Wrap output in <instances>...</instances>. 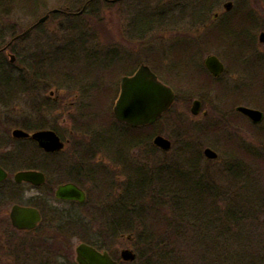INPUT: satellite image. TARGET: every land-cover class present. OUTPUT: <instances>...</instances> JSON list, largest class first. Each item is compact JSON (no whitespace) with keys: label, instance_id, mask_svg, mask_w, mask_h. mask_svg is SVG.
Listing matches in <instances>:
<instances>
[{"label":"rangeland","instance_id":"obj_1","mask_svg":"<svg viewBox=\"0 0 264 264\" xmlns=\"http://www.w3.org/2000/svg\"><path fill=\"white\" fill-rule=\"evenodd\" d=\"M232 1L249 3L257 0ZM259 1L261 4L256 6L257 9L248 8L249 13L254 14L255 21L248 18L249 16L245 17L243 23L246 27H240L242 32L239 34L227 26L211 31L210 27H213L214 23L210 27L203 23L202 19L211 18L210 0H127L132 6L121 4L120 8L114 9L116 13L107 12L103 15L102 22L91 25L93 30L99 29L103 43L101 45L94 40L91 45L95 46L98 43V46L101 45V49L105 50L117 51L120 48L119 55L112 57L110 54H103L98 58L95 56L88 58L78 49L77 53L73 52L70 56L67 65L63 59L53 60L55 68L52 74L53 83L49 84L45 83L48 78L42 76L44 74L42 71L39 74L43 81L41 83L33 73L38 69L35 70V66L32 69L34 58L31 55L36 52L38 44L35 34L31 32L26 39L21 38L12 44L13 52L19 57L18 65L5 71L0 69V159L13 175L17 170L28 169L26 165L20 166L17 163L21 161L23 153L29 156L34 166L42 162L48 176H51L55 167L67 169L75 163H79L76 166H80L76 171L87 174L84 178L86 182L82 185L87 189L89 196L85 205L76 209L77 215L72 217L75 220L72 222L73 226L71 225L73 231L68 233L73 244L71 255L74 263L77 262L75 249L81 242L104 243L108 247L106 250L116 259H119L121 251L127 248L133 249L137 254L140 250L142 254L138 235L140 238L141 232L147 233V229L155 232L166 230L163 219L169 214L168 206L161 207L153 200L155 195H158L159 200H165L164 195L161 197L159 192L166 189L168 184L162 188L147 184L141 187L144 180L142 178L147 175L149 182L153 174L157 176L159 171L170 174L175 168L193 173L194 166L190 163L195 161L197 155L201 156L197 170L210 173L214 182L229 185V190L242 192L246 190L243 199L255 200L264 197V122L262 129L254 130L249 123L239 119H232L227 124L218 121L215 123L197 121L199 119L192 117L189 112V115H186L183 110V107L187 111L190 110L191 106L188 108L186 104L190 100L187 96L189 92L195 91L206 82L203 75L190 62L194 50L207 51L202 53V61L209 53H222L226 60L234 59L236 67H242L245 63L242 60V54L245 53L243 50L248 51L250 61H254L255 58L264 60V41L261 43L259 40L260 32L264 28V0ZM212 6L213 2L211 8ZM39 9V0H0V48L9 45L16 35L33 24L38 18L34 14ZM222 10V6L217 9ZM134 13L142 19V22H137L136 31L128 29L129 27L132 29L131 20ZM203 13L205 16H202ZM145 14L147 25L143 19ZM148 26L150 30H147L146 36L131 38L138 36L137 29ZM245 28L249 29L250 35L255 36L253 42L250 36L242 37L247 34ZM126 36H130V40ZM45 43L46 41L42 43L40 50L48 49ZM114 43L122 46L115 48L111 45ZM45 61L50 63L48 59ZM254 63L255 66L260 64L258 60ZM141 64H148L154 68L160 79L171 86L178 95L177 98L183 99L185 103L181 100L178 101L179 104L175 103L170 113L153 126L142 129V135L123 130L126 136L132 138L127 144L113 115V98L115 87L117 88L116 85L120 83L121 78ZM262 65L261 74L257 72V75H251L246 69L243 75L248 77L247 85L244 87L248 99L260 95L258 109L264 111V63ZM44 68L50 71L46 67H43V71ZM68 71L73 77L70 81L92 87L85 86L88 87L87 92H80L81 90L78 91L74 86L59 88L54 82H64V75ZM229 71L231 76L234 75L235 71L230 66ZM257 77L260 79L253 81ZM9 78L12 82H7L10 83L7 86L5 81ZM209 85L210 80L207 78V86ZM34 86L41 90L38 95L40 101L37 100ZM58 94L61 97L64 94V99L54 104L53 100ZM222 94H229L227 87ZM49 97L53 100L48 99ZM180 106L183 112H180ZM39 119L45 120L46 125H55L65 139L70 140L66 153L55 159L59 164L53 165V160L41 158L30 146L27 149L26 144L12 137L15 128H24V123L31 125ZM144 132V135L147 133V137L140 139ZM158 133L173 141V148L169 153L154 147L153 138ZM207 146L219 154V159L212 161L206 159L203 152ZM42 160H45L47 165ZM228 168H231V172H228ZM184 176L183 178L186 177ZM169 187L171 188V185ZM46 188H49V184L39 191L30 187L7 190L4 208L1 207L3 210L0 208V259L3 264L14 263L15 256L9 251L10 247L19 245L20 241L28 242L35 239L34 234L12 228L9 215L14 204L40 203L42 206L40 204L39 206L45 210L52 208L55 211L70 209L69 206L48 200ZM131 196L135 198L130 199ZM219 203L222 212L225 205L222 201ZM134 206L137 212L141 211L143 215L140 221L143 225L139 223L138 230L135 229L134 233L122 232L114 237L110 225L115 223L119 229H123V223H120L121 216L125 215L124 219L128 218L129 211H132ZM147 209L149 212L153 209L148 216ZM260 218L264 220V212L256 221ZM255 223L244 226L246 229L236 228L235 232L248 233L247 238L251 240L260 239L257 233L264 227L254 226ZM256 241L252 242L253 245ZM244 245L242 244V247L247 246ZM143 260L144 258L140 259V263Z\"/></svg>","mask_w":264,"mask_h":264},{"label":"flooded vegetation","instance_id":"obj_2","mask_svg":"<svg viewBox=\"0 0 264 264\" xmlns=\"http://www.w3.org/2000/svg\"><path fill=\"white\" fill-rule=\"evenodd\" d=\"M223 1L224 0H210L209 8L211 9L210 10L211 18L206 19L207 20L206 23H205L206 20L202 19L203 23L206 24V26L209 25L210 27L212 23H214L213 27H210L211 31H213L214 29H218V28L223 29L225 28V26H227L230 29H232L235 33L239 32V34H241L242 30L240 27L242 28L246 27L244 26V23H243V20L245 17L249 16L248 18H252V20L255 21L254 14L249 13L248 8H256V6L258 7L259 4H261L259 0L249 1V3L246 1L235 3L232 0H226V2L223 3ZM39 2H40V9L38 12L34 14L35 17L38 16V18L35 20L33 24H31L21 33L23 34L31 27H32V30H30L28 33L24 35L21 34L22 36L17 39V40L21 38L26 39L27 36L31 35V32L32 34H35L38 44H37L36 52H34V54H32L31 56L32 58H34L33 66H35V70L38 68L33 73L36 75L38 79L37 81L39 83L43 82L39 77V74L41 73V71L44 73L42 74V76H45V77L47 76L48 78L46 79L45 83L49 84L53 81L52 74L55 69L53 67L54 59H59V60L63 59L67 65L68 59L70 58V56L73 54V52L77 53L78 49H80L83 55L88 58L89 56H95V58H98L102 56L103 54L104 55L110 54L112 57L119 55L120 48L119 50H117L118 52L112 49L111 50L101 49L102 47L101 45L103 44L102 35L99 32V29L93 30L91 25H97L100 22H102L104 19L103 15L107 12L116 13L114 9H116L117 7L120 8L121 4H126L128 6V4L130 3L127 2V0H46V1L39 0ZM212 2H213V6L211 8ZM131 4L129 5V7L132 6ZM221 6L223 7V10L217 11V9L220 8ZM245 9L247 10V12H243V10ZM134 15L131 20L132 29L130 27L128 29L136 31V27L138 26L137 22H142V19H139V17L136 16L135 13ZM202 16H205L204 13ZM143 19L145 21V24L147 25V14L144 15ZM263 21H264V18H263ZM249 27H250V24H249ZM147 30H150L149 26L146 28L140 27V30L137 29V31H139V33H137L138 36H131V38H135V37L142 38L143 36H146ZM245 31L247 34L242 37L248 38L250 36V39L253 42L255 40V36L253 37V35L249 34V29L247 30V28H245ZM263 34H264V28L260 32V36H259V40L261 43H263L261 41V36ZM126 37L130 40V36H126ZM94 40L100 42L101 45L98 46V43H97L95 46H92L91 43L94 42ZM45 41L47 43V45L45 43V46H47L48 49L40 50L42 43ZM13 43L14 42L0 48V69L2 71H5L8 68H15V66L18 65L17 62L19 60V57L16 53L13 52L12 47H11ZM115 43L111 44L115 48L122 46V45H119V43L117 44ZM211 48H216V47L212 46ZM203 52H207V51L200 52L199 50H194V52L191 54L190 62L194 64L195 69H197V71L203 75L202 77L204 81L206 82L202 83L199 86V88H196L195 91L189 92V94L187 95L189 96L190 100H188L186 104L188 105V108L190 106L191 107H190V110L188 111L187 109L183 107V110L185 111L186 115H189L190 113L192 114V117H195V119H199L197 121H204V122H210V123H215L216 121H218V122H226L227 124V122H230L232 119L233 120L239 119L240 121L249 123L251 127H253L254 130L262 129L261 126H262V123L264 122V111L258 109L260 108L258 106L259 104L258 102H261V96L255 95L254 98L252 97L248 99L247 93L244 88L247 85L248 77L243 74L245 73L246 69H248L251 75L253 74L257 75V72L258 73L260 72L261 74L263 71L262 64L264 63V60L254 57L255 58L254 61L258 60L260 62V64L255 66L254 61H250L248 59V51L243 50V52L245 53L242 54V60L245 63L242 67H236V65H234V59L229 58L228 60H226L224 56L222 55V53L221 54L219 53L220 55L215 52L209 53L205 57V59L202 61L203 56L201 57V55ZM128 56H131V55H128ZM128 56H127L128 58L127 62L129 61ZM211 56L213 57L215 56L218 59L219 67L222 68L218 74H214L212 71L209 70V68L206 65V59ZM46 59H48L50 63L45 61ZM23 62H26V61L23 60ZM9 64L11 65L10 67H9ZM229 66L232 67L235 71L234 75L232 76H231V72L229 71ZM43 67L50 69V71L45 70V68L43 71ZM244 67H247V68H244ZM137 68L136 69L134 68L132 72L130 71L129 73H126L125 76L121 78L120 83L116 85L117 88L115 87V95L113 98L114 105L117 102V99L120 95L122 79L126 76H130L134 74L137 71ZM151 69L157 74L154 68L151 67ZM64 76H63L65 79L64 82L63 81L54 82V84H56L59 88H64L66 86H74L78 88V91L81 90L80 92H87L88 87L85 88V86L92 87V85H88V84L83 85L82 83H76V82L70 81L71 78L73 79V77L71 76L69 71ZM158 78L160 79L159 76ZM207 78L210 80L209 86H207ZM257 79L259 80L260 78L257 77L253 79V81H256ZM71 82H73L74 84ZM163 83L167 84L166 82H163ZM167 86L169 85L167 84ZM226 87L229 90V94L223 95L222 92L224 91ZM34 91H36L37 100L40 101V99L38 98V95H40L39 91L41 90L36 89L34 86ZM53 94L54 92L52 91L51 95ZM86 96H88V94H86ZM177 96L178 95L175 92L174 104L175 103L179 104L178 101L180 100L182 101V103H185L183 99L181 98L178 99ZM48 99H51V98L49 97ZM63 99H64V94H63V97H61V95L58 94L54 98V100L53 99L51 100H53L55 104V102L58 103L60 100H63ZM253 99H255L256 101ZM195 102H198L199 104L197 114H194L192 112V108ZM240 107H247V108H251L253 110H258L262 112L263 114L262 120L259 122H255L250 116L240 111L239 109ZM179 110L180 112L181 111L183 112V110L181 109V106L179 107ZM216 117L217 119H215ZM159 119L155 120L154 122H157ZM115 120L117 124L121 127V130H122L121 134H123V136L125 137L127 144L131 142L132 138L126 136L123 133V130L133 131V132H137L141 134L142 129L147 128V126L142 127V128H133L132 126L128 124L119 122L117 119ZM24 125H27V123H24ZM21 129H24L31 134L39 130H46V129L54 130L58 134V136L61 138V140L65 143L64 148L58 152H46L39 146V143L33 140L31 137L20 138V139H15V140H17L20 143L26 144L27 149H28V146H30L34 150V152H36V155H39L41 158H48L49 161L53 160V165L59 164V163H56L55 159L60 158L64 153H66V150H68L69 148L68 144L70 140L65 139V137L59 131H57L58 129L57 130L55 129V125H51V124L46 125V121H44L43 128L35 129V130L27 129V128H21ZM144 134L145 132L143 133V135ZM156 136L157 135H154V138ZM143 137H147V133L146 135L139 137V138L141 139ZM128 138H130V140ZM166 138H168L171 141V145H172L171 149H172L173 141L169 137H166ZM207 148L212 149V147L210 146L205 147V149ZM263 148H264V144H263ZM205 149H204L203 154L205 153ZM164 153H169V151H164ZM217 159H219V154H217L216 158L210 159L209 161L217 160ZM43 162L45 165H47L45 160ZM78 164L79 163L72 164L71 166H68L67 169H63L62 167H55L53 168L51 172V176H48V174L44 170L35 169V168L34 169L33 168L32 169H21V170L16 171V173L22 170H37V171L43 172L45 175L46 181L42 186H34L33 184H29L25 182L16 184L14 181L15 180L14 176L16 173L13 175L9 169L4 167L7 170L9 177L4 182L0 183V208L1 207L4 208L3 203L4 201L6 202L7 190H13V188H17V187H23V188L30 187L32 189H36L39 191L47 187L49 184V188L45 189L48 193V200H52L53 202L69 206L70 209H67L65 211H62V210L55 211L52 208L51 209L47 208V210H45V208L41 207L42 205L40 203L39 204L41 206H39V204H36V203H34V205L29 204V206H34L39 210L41 214V221L39 222V224L34 230L26 231V232L28 234L29 233L34 234L37 240H40L46 237L48 239L51 238V236L48 235V233L45 231L52 232V230H49V229L55 226L53 224L55 213H62L66 216V218H69V219L72 217L74 218L77 215L75 214L76 209L78 207L84 206L88 199L89 193L87 189L82 185V183L86 182L85 181L86 179L84 178H86L87 174H85V172L76 171L80 167V166H76ZM65 184H74L80 190H82L86 197L85 202H79L78 200H67V199L59 198L57 196V190L59 186L65 185ZM3 208H1V210H3ZM52 213H53V216L51 217Z\"/></svg>","mask_w":264,"mask_h":264},{"label":"trees","instance_id":"obj_3","mask_svg":"<svg viewBox=\"0 0 264 264\" xmlns=\"http://www.w3.org/2000/svg\"><path fill=\"white\" fill-rule=\"evenodd\" d=\"M10 81L12 82L11 78L6 80V84ZM9 85L10 83L7 84ZM44 121L39 119L31 125L27 123L24 128L34 130L43 128ZM55 129L57 130L56 127ZM21 157V161L17 162L20 166L26 165L29 169L45 171L46 168L42 162L34 166L28 155L23 153ZM200 162L199 155L195 161H191L190 164L194 166L193 173L175 168L171 175L159 171L157 176L154 174L150 176L151 181L147 182V185L151 187L162 188L165 184H168V187L171 185L170 189L167 187L159 192L161 197L164 195L165 200H159L158 195L153 197L154 202L159 206H168L169 214L163 219L167 228L162 229L163 232L148 229L147 233L141 232L138 239L143 253L140 254L138 250L139 254L133 263L121 264H264V229H259L257 233L261 238H254V240L247 238L248 233L235 232L236 228L246 229L244 226H251L255 222L257 223L254 226L264 227V220L260 218L256 221L264 212V205L261 206L264 204V197L255 200L243 199L242 196L247 192L246 190L244 192L229 190V185L214 182L210 173L197 170ZM0 164L7 168L1 159ZM227 170L231 172V168ZM183 175L186 177L183 178ZM143 185L141 183V187ZM133 198L135 196L130 197V199ZM221 201L225 205L222 212H220L221 203H219ZM152 211L153 209H150V212ZM140 212H137L134 206L132 211H129L128 218L124 219L125 215L121 216L120 223H123V229H119L118 225L112 223L110 225L112 235L117 237L122 232L134 233L135 229L137 231L138 224L143 225L140 222L143 217ZM150 212L147 209V216ZM53 220L55 226L51 229L52 232H47L51 238L20 241L19 245L9 248L15 256L13 264H76L72 260L73 244L68 235L73 231L71 225L75 220L66 218L62 213H55ZM254 241H256L255 245L252 243ZM88 243L101 250L108 249L104 243L99 244L93 241ZM242 244L247 246L242 247ZM142 257L144 260L140 263ZM3 263L0 260V264Z\"/></svg>","mask_w":264,"mask_h":264},{"label":"water","instance_id":"obj_4","mask_svg":"<svg viewBox=\"0 0 264 264\" xmlns=\"http://www.w3.org/2000/svg\"><path fill=\"white\" fill-rule=\"evenodd\" d=\"M30 30H32V27L22 35ZM261 41H264V34L261 36ZM206 65L214 74H218L222 69L219 67L218 59L215 56L208 57ZM174 98V91L162 83L149 66L143 64L134 75L122 79L121 92L114 107V114L118 121L130 126H146L167 112L172 107ZM198 107V102H195L192 108L194 114L198 113ZM239 109L255 122L262 120L263 114L258 110L247 107H240ZM13 136L14 138L31 137L47 152L61 151L65 146L53 130H42L31 135L22 129H15ZM154 144L166 151L171 148V142L163 136L155 137ZM205 155L210 159L217 157L216 152L211 148L205 150ZM7 178V171L0 165V183ZM14 179L19 184L28 182L35 186H41L46 181L44 173L35 170L20 171L16 173ZM57 196L62 199L78 200L79 202H84L86 199L84 192L74 184L59 186ZM10 218L15 228L34 230L41 221V214L35 207L14 205L11 209ZM121 257L124 261H134L136 254L126 249L122 251ZM76 261L78 264H118L108 251H100L87 243H81L76 247Z\"/></svg>","mask_w":264,"mask_h":264},{"label":"bare ground","instance_id":"obj_5","mask_svg":"<svg viewBox=\"0 0 264 264\" xmlns=\"http://www.w3.org/2000/svg\"><path fill=\"white\" fill-rule=\"evenodd\" d=\"M119 133V132H118ZM120 133H121V129H120ZM119 133V134H120ZM142 179H144L143 181H142V183L143 184H147V175L146 176H144Z\"/></svg>","mask_w":264,"mask_h":264}]
</instances>
